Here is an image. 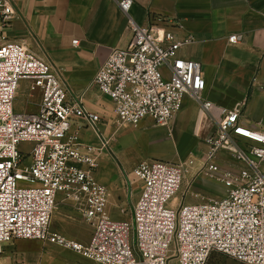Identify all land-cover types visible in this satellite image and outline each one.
Here are the masks:
<instances>
[{
  "label": "built area",
  "instance_id": "2783aa9c",
  "mask_svg": "<svg viewBox=\"0 0 264 264\" xmlns=\"http://www.w3.org/2000/svg\"><path fill=\"white\" fill-rule=\"evenodd\" d=\"M134 2L120 0L126 15ZM16 18L13 0H0V264H5V246L19 239L66 247L95 264H206L214 252L264 264V121L246 124L243 103L221 108L205 151V170L227 185L221 199L172 205L184 185L185 165L144 160L134 169L143 184L131 220L111 218L109 191L95 176L99 150L71 133L78 117L99 131L102 117L86 109L80 95L71 96L57 66L7 33ZM128 25V46L114 48L94 79L112 100L118 121L132 127L148 120L168 126L187 95L209 114L213 105L204 97L203 65L180 54L194 37L180 38L169 27L142 26L131 17ZM241 39L240 33L229 37L232 44ZM22 81L41 92L38 111L15 110ZM25 141L34 142L30 152L20 150ZM109 142L104 139L103 146ZM222 152L234 158L237 170H223ZM60 194L92 226L90 239L53 232Z\"/></svg>",
  "mask_w": 264,
  "mask_h": 264
},
{
  "label": "crops",
  "instance_id": "0c3cea01",
  "mask_svg": "<svg viewBox=\"0 0 264 264\" xmlns=\"http://www.w3.org/2000/svg\"><path fill=\"white\" fill-rule=\"evenodd\" d=\"M134 1L126 15L120 0H13L18 18L7 30L13 39L26 43L42 59L57 66L71 96L80 95L86 109L102 117L99 131L78 117L71 133L78 134L83 144L99 150L95 176L109 191L107 214L120 221L129 219L133 202L142 190L143 182L134 174L141 161L166 157L175 148L188 153L198 147V138L206 147V139L213 133L224 107L233 109L243 103L246 124L256 126L264 121V91L260 89L264 81V0ZM129 17L142 26L173 28L180 38L194 37L192 43L183 45L180 54L203 65L207 80L204 97L213 105L209 114L187 95L182 111L168 128L155 126L152 121L133 129L117 124L112 100L101 93L94 79L114 48L128 46L132 37ZM236 33L242 34V39L232 44L229 37ZM20 87L15 110L38 111L41 92L32 91L27 81H22ZM104 139L110 141L106 147ZM196 187L198 195L224 193L223 187L210 182ZM52 221L53 232L77 240H88L93 233L92 226L64 194L58 197ZM30 244L41 249L53 246L36 239L15 240L5 246L3 262L36 264L34 254L25 249ZM54 247L75 257L71 250Z\"/></svg>",
  "mask_w": 264,
  "mask_h": 264
},
{
  "label": "rangeland",
  "instance_id": "374dc122",
  "mask_svg": "<svg viewBox=\"0 0 264 264\" xmlns=\"http://www.w3.org/2000/svg\"><path fill=\"white\" fill-rule=\"evenodd\" d=\"M31 91V90H30ZM151 120H148L149 122ZM151 123V122H150ZM117 124H121L120 122H117ZM126 129H133L135 126H126ZM165 128H168V126H162ZM173 138H171L170 146L173 143ZM198 147L192 151H188L186 153L185 151L177 150L176 148L173 150V153L168 154L165 156H156V157H149L148 160H165V161H173V162H182L186 167V178L184 181V185L182 190L177 195V198L172 201V205H176L179 202L180 203H190V202H200L198 200H205V199H221L227 192V185H225L223 182H221L218 179L211 178L209 173L205 170V151L206 147L203 145L202 139L198 138ZM165 144L168 149L169 145ZM34 142L25 141L20 144V150L23 152H30L34 148ZM159 154H161V151H158ZM219 161L221 163V166L223 170H237L239 168L238 164L235 162L234 158L231 157L228 152H222ZM210 182L213 186H220L223 187V195L215 194V193H199L196 194V190L199 184ZM131 220V217L129 216V219ZM81 241V240H80ZM86 241V240H84ZM83 241V242H84ZM48 245L53 246H45L43 249L39 248V246L36 245H25V249L34 254V259L36 264H65L66 261L71 262L70 264H95V262L87 257H83L81 254L63 247L67 250H71L74 253V256L72 254H66V252L62 251L59 247H54L55 244L48 243ZM43 251V254L41 255ZM77 255V256H76ZM70 256V257H69ZM39 257V258H38ZM54 257V259H53ZM69 257V258H68ZM72 257V258H71ZM76 259V261H74ZM206 264H245L243 262L238 261L237 259L224 254V253H218L214 252L210 258L208 259Z\"/></svg>",
  "mask_w": 264,
  "mask_h": 264
},
{
  "label": "bare ground",
  "instance_id": "6f19581e",
  "mask_svg": "<svg viewBox=\"0 0 264 264\" xmlns=\"http://www.w3.org/2000/svg\"><path fill=\"white\" fill-rule=\"evenodd\" d=\"M204 117L206 118V114H205ZM206 124H207V126H206L205 130L207 131V128H208V122H207V120L205 121V125H206Z\"/></svg>",
  "mask_w": 264,
  "mask_h": 264
}]
</instances>
